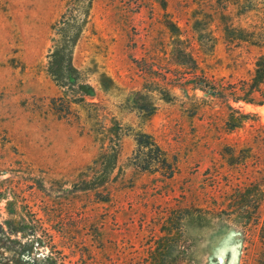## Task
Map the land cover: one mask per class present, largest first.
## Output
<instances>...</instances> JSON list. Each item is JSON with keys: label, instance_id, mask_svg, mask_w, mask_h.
<instances>
[{"label": "rangeland", "instance_id": "obj_1", "mask_svg": "<svg viewBox=\"0 0 264 264\" xmlns=\"http://www.w3.org/2000/svg\"><path fill=\"white\" fill-rule=\"evenodd\" d=\"M258 66L264 0H0V264H264Z\"/></svg>", "mask_w": 264, "mask_h": 264}, {"label": "trees", "instance_id": "obj_2", "mask_svg": "<svg viewBox=\"0 0 264 264\" xmlns=\"http://www.w3.org/2000/svg\"><path fill=\"white\" fill-rule=\"evenodd\" d=\"M55 69H57V64ZM258 66L256 73V79H262L264 74V66L259 68ZM52 72L55 71L53 64H51ZM136 149L133 152V165L141 172H158L165 178H171L174 174V164L170 162L166 154L161 148L154 142L151 136L147 134L136 135ZM0 236H4L3 228L0 225ZM14 243V242H13ZM19 260L22 264H41L36 259L30 258L29 245H19L17 248ZM27 257V258H26ZM44 264H52L48 256L42 257Z\"/></svg>", "mask_w": 264, "mask_h": 264}]
</instances>
